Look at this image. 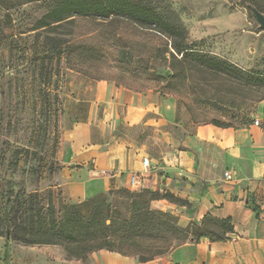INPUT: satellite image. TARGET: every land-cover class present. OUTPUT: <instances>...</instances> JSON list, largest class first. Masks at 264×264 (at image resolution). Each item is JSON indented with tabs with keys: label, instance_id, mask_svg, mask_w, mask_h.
<instances>
[{
	"label": "rangeland",
	"instance_id": "1",
	"mask_svg": "<svg viewBox=\"0 0 264 264\" xmlns=\"http://www.w3.org/2000/svg\"><path fill=\"white\" fill-rule=\"evenodd\" d=\"M144 1L171 23L186 29L196 48L264 76V30H259L248 8L253 2L264 11V0ZM51 3L35 0L8 11L12 19L9 36L0 42V264H85L68 259L60 245H25L9 240L6 246L4 213L19 189L38 190L44 196L52 192L58 204L69 203L59 187L63 166L59 150L73 124L87 116L89 100L98 84L108 81L154 88L160 97L175 98L199 123L221 120L237 127L255 124L258 119L264 128L263 86L235 73L211 75L210 81L203 80L201 73L193 79L177 77L169 83L156 79L142 72V63L135 58L120 54L130 50L127 42L139 40L142 45L134 51L141 58L147 57L152 45L158 47L161 42L142 31L155 30L90 17H77L55 30L35 29ZM5 12L0 9V21L5 20ZM47 35L88 40L101 47L104 54L99 61L76 63L73 68L67 67L65 58L55 57L51 64L43 45ZM166 64L165 59H158L152 65L155 72L164 73ZM129 204L124 195L121 208L125 217Z\"/></svg>",
	"mask_w": 264,
	"mask_h": 264
},
{
	"label": "crops",
	"instance_id": "2",
	"mask_svg": "<svg viewBox=\"0 0 264 264\" xmlns=\"http://www.w3.org/2000/svg\"><path fill=\"white\" fill-rule=\"evenodd\" d=\"M89 102L87 116L73 124L59 150V187L67 202L112 189L167 190L189 204L161 198L152 207L172 211L184 225L201 223L207 214L231 218L235 232L222 242L185 241L165 260L148 264H264V128L196 122L175 98L160 97L151 87L104 81ZM133 173L145 175L141 188L131 186ZM78 261L146 264L105 249Z\"/></svg>",
	"mask_w": 264,
	"mask_h": 264
},
{
	"label": "trees",
	"instance_id": "3",
	"mask_svg": "<svg viewBox=\"0 0 264 264\" xmlns=\"http://www.w3.org/2000/svg\"><path fill=\"white\" fill-rule=\"evenodd\" d=\"M31 1L35 0H0V9L6 11L5 20L0 21V42L9 36V22L12 19L8 11ZM249 3L260 9L253 2ZM77 17H90L109 24L124 22L140 30H155L142 31L152 34L161 42L158 47L152 45L147 57L141 58L134 51L142 45L139 40L127 42L130 50L127 53L121 51L120 54L135 58L136 62L142 63V72L155 75L156 79L169 83L177 77L189 80L201 73L203 80L210 81L211 75L235 73L248 82L264 87L263 75L239 69L227 60L196 48L194 42L189 40L186 29L171 23L144 0H52L50 8L34 28L55 30ZM43 45L46 47L45 57L51 64L55 57L65 58L69 68L79 63L99 61L104 54L102 48L93 42L72 41L64 36L47 35ZM158 59H165L168 63L164 73H157L153 69L152 64ZM42 64H45V58ZM57 110L54 109L55 113ZM206 122L231 126L221 120ZM124 195L130 201L127 217L121 208ZM161 198L182 206L189 204L167 190L150 188L112 189L78 203L60 204L52 192L44 196L38 190L27 192L19 189L5 210L6 231L3 235L7 239L6 246L9 240L25 245H60L67 252L68 259L85 261L93 252L105 249L127 256L134 255L142 263L148 264L158 259L165 260L170 250L185 241L210 238L222 242L231 239L235 232L231 218L220 219L211 214H207L201 223L192 222L184 227L173 213L152 208V201Z\"/></svg>",
	"mask_w": 264,
	"mask_h": 264
},
{
	"label": "built area",
	"instance_id": "4",
	"mask_svg": "<svg viewBox=\"0 0 264 264\" xmlns=\"http://www.w3.org/2000/svg\"><path fill=\"white\" fill-rule=\"evenodd\" d=\"M256 125H260V120H256L255 122ZM143 164L145 165V171H148L152 168L151 164L149 163L148 158H145L143 161ZM145 175L142 173H133L130 177L131 179V186L135 189L141 188L144 184L145 181ZM224 177L227 181H232L234 179V176L230 171H225L224 172Z\"/></svg>",
	"mask_w": 264,
	"mask_h": 264
},
{
	"label": "water",
	"instance_id": "5",
	"mask_svg": "<svg viewBox=\"0 0 264 264\" xmlns=\"http://www.w3.org/2000/svg\"><path fill=\"white\" fill-rule=\"evenodd\" d=\"M249 10H251V13L253 17L255 18L256 22L259 25V30H264V11L262 12L260 9H258L255 5L249 3L248 4Z\"/></svg>",
	"mask_w": 264,
	"mask_h": 264
}]
</instances>
